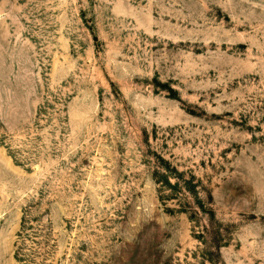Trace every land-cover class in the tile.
<instances>
[{
    "label": "rangeland",
    "instance_id": "rangeland-1",
    "mask_svg": "<svg viewBox=\"0 0 264 264\" xmlns=\"http://www.w3.org/2000/svg\"><path fill=\"white\" fill-rule=\"evenodd\" d=\"M0 264H264V0H0Z\"/></svg>",
    "mask_w": 264,
    "mask_h": 264
}]
</instances>
